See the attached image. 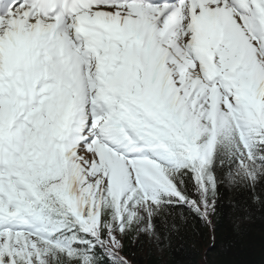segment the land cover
I'll return each mask as SVG.
<instances>
[{
    "label": "snow or ice",
    "instance_id": "obj_1",
    "mask_svg": "<svg viewBox=\"0 0 264 264\" xmlns=\"http://www.w3.org/2000/svg\"><path fill=\"white\" fill-rule=\"evenodd\" d=\"M241 186L264 188V0H0V264H127Z\"/></svg>",
    "mask_w": 264,
    "mask_h": 264
},
{
    "label": "trees",
    "instance_id": "obj_2",
    "mask_svg": "<svg viewBox=\"0 0 264 264\" xmlns=\"http://www.w3.org/2000/svg\"><path fill=\"white\" fill-rule=\"evenodd\" d=\"M176 224L179 233L167 239L163 228L139 241L130 236L127 264H264V188L222 190L214 214Z\"/></svg>",
    "mask_w": 264,
    "mask_h": 264
}]
</instances>
